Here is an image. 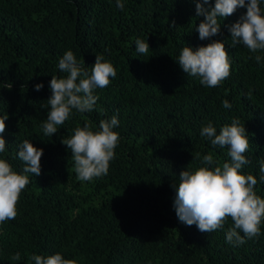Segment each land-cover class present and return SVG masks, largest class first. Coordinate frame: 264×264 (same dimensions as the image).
<instances>
[{
  "label": "trees",
  "instance_id": "obj_1",
  "mask_svg": "<svg viewBox=\"0 0 264 264\" xmlns=\"http://www.w3.org/2000/svg\"><path fill=\"white\" fill-rule=\"evenodd\" d=\"M121 2L123 9L117 0H0V118L8 116L0 158L23 173V141L44 150L41 175L27 174L17 217L0 225V264H35L33 254L57 253L76 264H264V222L258 237L234 245L226 241L231 218L203 233L180 222L173 207L172 185L183 170L230 162L229 149L213 146L201 129L211 123L219 132L234 119L250 139V163L241 172L257 177L255 191L264 198V51L232 47L229 31L246 7L219 18L220 34L201 40L195 28L204 17H197L195 0ZM137 39L149 43L147 54L136 51ZM217 40L229 52L231 74L208 88L176 60L184 47ZM69 50L89 73L100 56L117 75L94 90L99 99L93 111L73 110L56 134L45 136L49 84L52 76L67 75L58 63ZM224 100L232 108L225 109ZM113 116L120 142L108 174L79 181L62 139L86 124L98 131L100 121ZM209 154L213 165L202 163ZM17 252L21 259L13 261Z\"/></svg>",
  "mask_w": 264,
  "mask_h": 264
},
{
  "label": "clouds",
  "instance_id": "obj_2",
  "mask_svg": "<svg viewBox=\"0 0 264 264\" xmlns=\"http://www.w3.org/2000/svg\"><path fill=\"white\" fill-rule=\"evenodd\" d=\"M197 17L204 20L196 26L199 39L206 40L217 36L221 31L219 18L226 19L238 9H247L237 22L229 26L231 46L244 45L251 53L264 51V9L262 0H215L214 7L206 8L210 0H195ZM117 6L124 8L123 2L117 0ZM173 25H175L173 23ZM136 51L147 54L149 43L136 40ZM257 63L262 57L255 55ZM176 60V59H175ZM182 70L192 77H199L200 83L208 88H215L231 74L229 52L222 41H213L207 46L193 49L184 47L176 60ZM58 68L65 77L52 76L49 87L52 95L47 100V119L42 124L45 136H53L58 132V126L63 125L73 114L94 110L99 97L94 95L95 89H103L110 85L116 77L117 70L110 63L97 56L91 73L86 69L84 61H78L69 50L59 60ZM43 83L36 84L35 90L41 91ZM251 93H249V96ZM225 109L232 108L227 100L223 101ZM8 116L0 118V153L6 150V140L3 137ZM119 125V120L113 116L111 120H101L98 131L91 130L89 125L77 127L68 139H62L74 161L77 179L81 182L93 181L106 176L110 162L115 158V149L120 142V135L113 129ZM246 128L234 119L230 125L217 128L211 123L201 129L200 135L206 137L213 146L227 147L230 162L199 169L183 170L172 186L176 190L173 207L180 222L188 226L196 225L203 233H211L223 228L231 218L233 227L226 233V241L234 245H243L246 239L258 237L261 234V224L264 222V198L257 195L258 184L255 175L242 174L241 169L250 163L245 153L249 151L250 139ZM42 148L38 149L32 142L24 140L20 145L18 158L24 163L23 173L13 170L7 160L0 158V225L5 221L14 220L18 215V204L21 193L30 183L27 174L41 175ZM205 165L216 163L211 154L202 158ZM259 180L264 182V161L260 162ZM241 232L243 235H241ZM13 261L21 259L20 253L11 257ZM30 259L35 264H76L75 260L65 259L57 253L48 257L33 254Z\"/></svg>",
  "mask_w": 264,
  "mask_h": 264
}]
</instances>
